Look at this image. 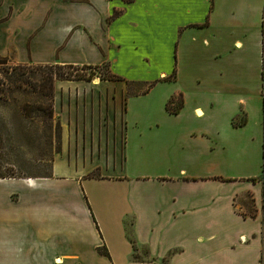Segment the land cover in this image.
I'll return each instance as SVG.
<instances>
[{"label": "crops", "instance_id": "crops-1", "mask_svg": "<svg viewBox=\"0 0 264 264\" xmlns=\"http://www.w3.org/2000/svg\"><path fill=\"white\" fill-rule=\"evenodd\" d=\"M263 12L264 0H0L1 57L121 78L74 83L103 89L111 115L100 128L99 93L95 114L74 107L50 177L0 178L25 187L0 197V264H264Z\"/></svg>", "mask_w": 264, "mask_h": 264}, {"label": "rangeland", "instance_id": "rangeland-1", "mask_svg": "<svg viewBox=\"0 0 264 264\" xmlns=\"http://www.w3.org/2000/svg\"><path fill=\"white\" fill-rule=\"evenodd\" d=\"M109 75L110 71L105 66H52L47 69L34 64H14L0 56V176L28 178L49 174L54 161H58L62 153L65 118L70 119L74 107L76 114H88L90 104L96 113V103L88 102L90 95L98 99L95 95L99 93V125L103 128L108 115H111L110 108L103 101L104 90L74 83L92 86V83L102 82ZM144 88L138 86L130 90L132 93ZM85 99L86 102L82 103L81 100ZM60 112L64 122L60 120ZM67 125L73 124L68 121ZM87 157L90 156L83 155V160L87 161ZM97 174L98 171L93 170L88 171L87 176ZM22 191L25 187L20 182L0 183L1 198L9 193L19 195ZM135 257L148 258L144 252L135 254Z\"/></svg>", "mask_w": 264, "mask_h": 264}, {"label": "trees", "instance_id": "trees-1", "mask_svg": "<svg viewBox=\"0 0 264 264\" xmlns=\"http://www.w3.org/2000/svg\"><path fill=\"white\" fill-rule=\"evenodd\" d=\"M124 3H129L131 2L132 0H122ZM122 13V10H114L112 12V15L110 16V20L111 19H115L116 17H118L120 14ZM204 24H207V20ZM261 33H262V56L264 58V12H263V18H262V22H261ZM5 59V58H4ZM38 67H42V68H47V69H51L52 66H61V67H67V68H71V67H74V68H77V67H80V66H72V65H65V66H62V65H57V64H52V65H37ZM101 66H105L108 68V65L107 64H103ZM101 66H81V68H100ZM175 75V69L173 70V73L171 74V76H174ZM45 78H48V76H45ZM50 78V77H49ZM121 78L118 77V76H115L113 74L110 73V75L107 77V78H104V80H120ZM155 84V82H151L149 83L144 89H143V93L147 92L153 85ZM181 107V99L179 98L178 100H174L173 98L170 99L167 104H166V109L170 112V113H176ZM58 141H60V136L58 135ZM51 176V171L49 174L47 175H43V176H35V177H50ZM0 178H6V176H0ZM98 251L101 253V254H104V255H108L107 251H106V248L104 246L102 247H99L98 248ZM134 259H138L137 257H135V254H134Z\"/></svg>", "mask_w": 264, "mask_h": 264}, {"label": "water", "instance_id": "water-1", "mask_svg": "<svg viewBox=\"0 0 264 264\" xmlns=\"http://www.w3.org/2000/svg\"><path fill=\"white\" fill-rule=\"evenodd\" d=\"M95 80V79H94Z\"/></svg>", "mask_w": 264, "mask_h": 264}]
</instances>
